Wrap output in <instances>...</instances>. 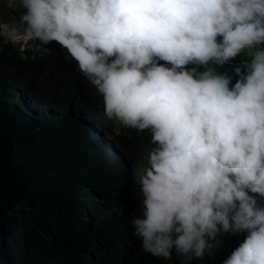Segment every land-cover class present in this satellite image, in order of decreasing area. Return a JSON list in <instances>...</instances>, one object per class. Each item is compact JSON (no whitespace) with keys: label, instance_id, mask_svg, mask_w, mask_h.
<instances>
[{"label":"clouds","instance_id":"9594fccd","mask_svg":"<svg viewBox=\"0 0 264 264\" xmlns=\"http://www.w3.org/2000/svg\"><path fill=\"white\" fill-rule=\"evenodd\" d=\"M262 45L264 0H0V141L73 143L71 209L130 253L264 264Z\"/></svg>","mask_w":264,"mask_h":264},{"label":"trees","instance_id":"16d2710c","mask_svg":"<svg viewBox=\"0 0 264 264\" xmlns=\"http://www.w3.org/2000/svg\"><path fill=\"white\" fill-rule=\"evenodd\" d=\"M248 60L250 58L241 53L229 61L232 65L213 66L217 72L232 76L234 84L238 77L233 69ZM188 67L205 70L203 66ZM14 125L16 120L11 115L0 114V127ZM25 136L19 141H0V264H9V252L2 246L13 234V228L19 227L17 220L22 223L17 233L25 238L27 246L18 253L19 264L160 262L149 255L130 253L111 241L107 235L108 220L90 226L71 209L70 199L80 191L81 178L77 167L69 166L76 152L73 143L63 149L48 135L30 136L25 133ZM16 148L18 150L15 151ZM14 237L19 241V237ZM172 264L181 262L173 258Z\"/></svg>","mask_w":264,"mask_h":264},{"label":"bare ground","instance_id":"6f19581e","mask_svg":"<svg viewBox=\"0 0 264 264\" xmlns=\"http://www.w3.org/2000/svg\"><path fill=\"white\" fill-rule=\"evenodd\" d=\"M10 123H7V126H9ZM121 236V232L117 230V233L115 234V238H119Z\"/></svg>","mask_w":264,"mask_h":264},{"label":"rangeland","instance_id":"374dc122","mask_svg":"<svg viewBox=\"0 0 264 264\" xmlns=\"http://www.w3.org/2000/svg\"><path fill=\"white\" fill-rule=\"evenodd\" d=\"M12 5H14V4H12ZM8 26H9V27H13V23L10 22V23L8 24Z\"/></svg>","mask_w":264,"mask_h":264}]
</instances>
